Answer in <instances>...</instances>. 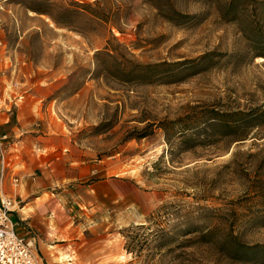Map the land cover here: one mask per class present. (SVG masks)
<instances>
[{"label":"rangeland","instance_id":"1","mask_svg":"<svg viewBox=\"0 0 264 264\" xmlns=\"http://www.w3.org/2000/svg\"><path fill=\"white\" fill-rule=\"evenodd\" d=\"M5 120L11 214L65 153L119 198L51 188L88 264H264V0H0Z\"/></svg>","mask_w":264,"mask_h":264},{"label":"crops","instance_id":"2","mask_svg":"<svg viewBox=\"0 0 264 264\" xmlns=\"http://www.w3.org/2000/svg\"><path fill=\"white\" fill-rule=\"evenodd\" d=\"M26 121L30 122V120H23L24 123ZM11 123L5 120L0 126H10ZM67 154H60L57 160L46 165L42 175L39 176L36 173L29 180H24L16 186L17 194L23 199V203L12 217L17 224V229L23 227H19L18 222L21 221L36 231V248L42 264L44 262L46 264H88L74 245V238H76L74 232L77 225L62 211L65 201L60 199L59 194L52 193V187L65 186L67 182L78 178L84 179L82 182L86 183L83 187L91 197L92 204L95 203L103 213H110L113 203L119 200V198L114 199L113 191L107 187H103V191L96 189L97 184H103L106 179L99 181L91 179L96 170L94 164H89L90 160H84L82 157L69 158ZM60 158L65 160L63 167L57 165ZM120 201L123 202L122 198ZM84 206L87 212L93 208L89 206V202ZM130 208L128 204L124 206L125 210Z\"/></svg>","mask_w":264,"mask_h":264},{"label":"built area","instance_id":"3","mask_svg":"<svg viewBox=\"0 0 264 264\" xmlns=\"http://www.w3.org/2000/svg\"><path fill=\"white\" fill-rule=\"evenodd\" d=\"M13 206L0 195V264H39L35 236L18 231L11 214Z\"/></svg>","mask_w":264,"mask_h":264}]
</instances>
